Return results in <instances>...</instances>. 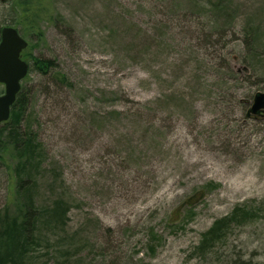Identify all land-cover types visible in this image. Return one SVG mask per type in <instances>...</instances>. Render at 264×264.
<instances>
[{"label":"rangeland","instance_id":"1","mask_svg":"<svg viewBox=\"0 0 264 264\" xmlns=\"http://www.w3.org/2000/svg\"><path fill=\"white\" fill-rule=\"evenodd\" d=\"M198 1L208 6L53 1L59 18L32 43L34 56L56 68L22 83L24 119L41 144L32 174L39 244L27 264H206L195 250L202 233L238 205L264 203V114L247 118L264 92V0H230L226 16ZM10 9L0 0V28ZM253 27L258 58L248 70L245 29ZM225 61L242 82L233 95H252L247 108L228 93L197 95L195 77L223 82ZM16 187L12 168L3 167L0 217H14ZM206 187L200 202L185 205ZM56 201L66 214L50 223ZM228 237L211 261L229 255L264 264V215Z\"/></svg>","mask_w":264,"mask_h":264},{"label":"trees","instance_id":"2","mask_svg":"<svg viewBox=\"0 0 264 264\" xmlns=\"http://www.w3.org/2000/svg\"><path fill=\"white\" fill-rule=\"evenodd\" d=\"M53 1L8 0L11 11L10 20L6 24L17 29L21 36L29 41L28 48L23 52V58L32 64L30 73L38 72L40 75H48L51 70L56 68L54 61L34 56L32 43L34 40L38 42L44 40L45 31L43 30V24H55L58 20L59 16H55L53 12ZM207 1L208 6L203 5L200 1L197 3L203 8H206L212 15L225 13L226 16L228 9L232 11L230 8V0ZM256 39L257 30L254 27L251 30L246 28L245 41L248 50L244 65L248 70L252 67V59L257 57ZM219 67H226L227 72L223 76H220L223 82L220 81L216 85L209 84V77L206 74H200L195 77L197 95L208 96L209 98L213 96L215 91L217 93L215 97L219 96L221 98L223 96L225 97L228 93L233 99L238 97V100L243 104L242 106L247 108L249 103L247 97L251 99L252 95L246 94L241 98L238 93L233 95L232 91L241 88L242 84L239 85L242 83L241 78L239 76L237 77L236 72L231 68L229 62L225 61L223 66L221 65ZM211 69L214 70L215 68ZM211 72L213 76L215 72L216 75L219 74L217 70ZM57 78L63 84L68 82L66 77L61 73L57 74ZM243 81L247 82L248 80ZM231 82H236L237 84L231 86ZM217 85H221V89L216 90ZM210 86L213 88L208 92L206 88ZM25 98V93L21 91L12 107L9 121L4 123L0 128V171L3 167L12 168L15 179L17 180V187L12 204L15 206V215L11 219L7 214L8 212H5L0 217V264H27V258L36 252L39 244H35V229H31L37 221L39 214L34 209V197L32 194H35L36 184L34 180L36 179H34L32 174L41 166V162H39L41 159V154L39 153L41 144L38 142L37 133L30 129L29 124L26 125L24 116L28 104ZM209 191V187H206L205 191L200 190L194 193L187 199L185 205H189L191 208L200 202ZM62 203L61 201H56L53 210L49 211L50 223L61 222L63 220L66 210ZM262 213H264V203L260 207L258 206V208L242 204L235 207L229 215L216 220L207 231L202 233L201 239L195 248L197 255L200 256L199 259L205 261L206 264H256L251 259L246 260L243 257H230L229 255L224 256L222 263L213 262L209 258L217 252L218 245L226 242L234 228L255 222L260 216L264 215ZM177 221L178 219L172 222L175 223ZM148 246L151 252L154 253L156 250L154 242H151Z\"/></svg>","mask_w":264,"mask_h":264},{"label":"water","instance_id":"3","mask_svg":"<svg viewBox=\"0 0 264 264\" xmlns=\"http://www.w3.org/2000/svg\"><path fill=\"white\" fill-rule=\"evenodd\" d=\"M0 42V84L5 86L4 95L0 96V126L10 119L11 108L18 94L21 83L29 74V64L22 59V53L29 43L11 26L2 28ZM264 114V92H257L247 112V118L260 117Z\"/></svg>","mask_w":264,"mask_h":264},{"label":"flooded vegetation","instance_id":"4","mask_svg":"<svg viewBox=\"0 0 264 264\" xmlns=\"http://www.w3.org/2000/svg\"><path fill=\"white\" fill-rule=\"evenodd\" d=\"M1 31H2V29H1ZM0 34H1V35H0V42H1L2 33H0ZM0 85L4 87V93H5V86H4V85H2V84H0ZM4 93L0 94V96L4 95Z\"/></svg>","mask_w":264,"mask_h":264}]
</instances>
